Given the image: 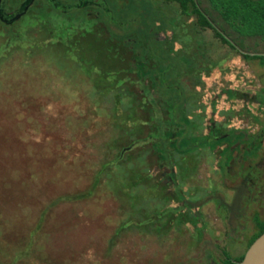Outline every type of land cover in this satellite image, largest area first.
<instances>
[{
  "label": "rangeland",
  "instance_id": "rangeland-1",
  "mask_svg": "<svg viewBox=\"0 0 264 264\" xmlns=\"http://www.w3.org/2000/svg\"><path fill=\"white\" fill-rule=\"evenodd\" d=\"M111 1L115 20L123 25L108 21L102 29L104 37L107 29L121 39L123 58L109 59L108 49L100 43L96 48L103 59L92 50L91 73L86 74L54 40L37 30H27L25 40L15 45L18 48L0 54L1 255L7 258L13 247H23L40 220L32 257L46 264L67 260L119 264L116 245L127 248L136 264H220L224 253L231 258L243 255L248 245L229 241L226 221H215L223 207L220 200L229 199L221 184L225 164L220 161V169L214 170V156L204 148L206 137L195 114L201 91L208 100L225 89L259 93L264 88V68L256 60L245 62L212 30L200 27L196 16L181 15L176 4ZM87 13L94 17L92 10ZM133 40L135 58L129 45ZM4 43L0 36V52ZM243 46L249 53H264V40L259 38L245 39ZM223 102L219 99L215 104L216 115L244 126L243 115L227 112L229 105ZM254 106L249 107L255 112ZM171 132L176 142L169 146L166 135ZM136 142L137 147L123 153L124 165L112 169L120 183L128 168L148 177V182L129 192L141 196L133 202L136 229L114 237L117 226L131 218L122 191L112 197L113 189L104 177L94 197L53 204L63 195L90 187L108 145L117 146L112 150L117 155L119 148ZM168 167L177 171L179 182L173 190L177 194L182 190V208L174 195L167 196L172 188L163 171ZM169 207L175 214L184 211L186 221L179 225L171 221L165 242L158 243L155 235H144L141 228L150 220L168 221ZM247 226L252 229V222L247 221ZM81 228L83 232L86 228L90 239L99 235L89 260L77 252Z\"/></svg>",
  "mask_w": 264,
  "mask_h": 264
},
{
  "label": "trees",
  "instance_id": "trees-1",
  "mask_svg": "<svg viewBox=\"0 0 264 264\" xmlns=\"http://www.w3.org/2000/svg\"><path fill=\"white\" fill-rule=\"evenodd\" d=\"M72 1V3H69V0H0V14L3 15L2 17L0 16V36L4 37L5 42L3 47H1L0 54L11 48H18L15 45H17L18 42L21 44L25 40L28 31L31 33V30H37L40 34L45 33L49 39L54 40L57 47L63 51L65 56L74 59L76 63L80 64L86 74L91 73L89 70V67L91 66H89L90 62L88 58L90 57L92 50L95 53V57L100 56L99 48H96L100 43L108 49L106 56L109 59L121 58V53H123V50L121 49L122 47L120 46L122 43L120 41L121 39H119L117 34V36L113 35L107 29L105 31L108 32V35L107 37H104L106 33L102 29L105 28L108 21H111L115 26L123 25L122 23L117 22L113 16V11L109 6V3L112 1ZM165 1L176 4L179 8L180 14L183 16H196L197 23L200 27L212 30L224 44L232 49H235L234 44H236L239 48L247 50V48H244L243 46V41L248 38H259L264 40V0H205L207 6H204L201 0ZM26 7H28L27 11L21 15L20 18L15 19V15L22 14ZM91 10L94 14L93 18H89L87 13ZM7 13L11 14V16L7 17ZM24 21L27 22L24 23ZM102 24H104V27H102ZM147 33L152 35L151 30ZM87 41H89V43ZM135 44V40L129 43L132 47V51H130L132 53V58L138 56V52L133 48ZM1 56H3V53ZM243 58L247 61L258 60L261 65H264V56H251L245 54L243 55ZM101 59L103 58L101 57ZM169 139L170 133L166 135L167 145H169ZM175 140L176 139L173 140V143L176 142ZM142 142L145 143L146 140H142ZM136 144L137 142L129 144L126 148H119L120 150L117 155H112V150L117 148V146L108 145L106 149L107 152L105 151V157H103L104 160L100 164L96 175H94L90 187L84 192L76 195H63L57 198L53 204L61 201H80L89 199L92 196L94 197L95 191H97V187L101 182L100 180L104 177L109 181L110 187L113 189L111 192L112 197L114 194H117L118 190L120 192L122 191L124 201L128 206L127 210L130 213L129 217L131 218H128L129 221L117 226L114 237L118 236L121 231H127L130 229L134 230L133 228L136 229V221H134L135 218L133 217L135 212L137 213V205L133 202L139 199L141 200V196H131L129 192L136 185L148 182V177L140 175L139 173V175H137V170L135 168H128L126 169V178H123L124 180L120 183L117 176L112 172L113 167H121L124 165L123 153L126 154L133 148L137 147L138 145ZM160 162L162 163L164 161L160 160ZM108 170L112 172V175L107 173ZM133 172L134 175L132 174ZM135 175L144 177L136 178L137 176ZM253 222L256 231L248 240L247 247L264 233V221ZM42 223L43 221L40 220L36 224L35 229L31 230L27 235L24 246L13 247L12 252L9 253L7 258H4L1 255V248H3L4 245L3 240L0 238V264H46L39 261L37 257H32L34 246L36 244V233ZM170 224L171 221L150 220L146 222V225L143 226V228H141V231L144 235H155V241L159 239L160 241L158 243H162L165 242V234L170 229ZM177 224H181V221H176V225ZM84 231L85 232H83L81 228V234L77 235L79 240L77 242L79 243L77 252L80 258L83 260L87 258V260H89L91 259L90 253H94L95 238L99 235L94 239H90L87 235L88 232L86 228ZM40 246L42 247V250H44V246H42V244H40ZM41 247L39 248L41 249ZM113 249L117 250L115 258L119 264H136L137 259L134 255L128 252L127 248H122L121 246L116 245ZM134 252L131 251V253L136 255V252ZM223 256L224 257L219 258L220 264H239L242 261L244 254L235 258H231L225 253ZM63 263L75 264L68 260Z\"/></svg>",
  "mask_w": 264,
  "mask_h": 264
},
{
  "label": "flooded vegetation",
  "instance_id": "flooded-vegetation-1",
  "mask_svg": "<svg viewBox=\"0 0 264 264\" xmlns=\"http://www.w3.org/2000/svg\"><path fill=\"white\" fill-rule=\"evenodd\" d=\"M6 15L7 17L11 16L9 13ZM17 15L19 14H16L15 17ZM0 16L3 15L0 14ZM234 48L242 57L249 53L236 44H234ZM243 60L247 62L244 58ZM258 64L260 68H264V65H261L259 61ZM203 92L201 91L202 95H199L195 116L206 137L207 145L204 148L214 156L216 165L214 170L220 169L218 167L220 161L225 164V175L221 179V184L227 189L229 197L228 201L220 200L223 207L216 206V209H220L221 213L216 215L215 221H226V235L229 241L242 242L247 246V240L256 231L253 221H264V88L260 89L257 94H253L251 91L225 89L221 95L216 93L210 97V100L206 99L208 97L203 95ZM253 98L254 100H252ZM219 99L227 101L229 105L226 107L227 112L243 115L244 126H238L229 118H219L216 115L214 108ZM253 103L256 104L255 112L249 107ZM207 104L209 111H206L205 108ZM232 104H238L239 107L235 108ZM184 115L187 117L186 110H184ZM252 126L255 128L253 127V129ZM173 140L171 132L169 146L172 145ZM169 163L172 165L171 160ZM176 174L177 171L173 167L163 171L165 182L172 188L167 196L173 198L174 195L178 203L182 202L178 208H182L185 204V201L181 199L183 192L180 190L181 194H177L173 190L179 182ZM216 197L218 198L217 195ZM184 214V211L175 214L172 207H169L166 209L165 215L168 217V221H186ZM247 221L252 222V229L248 228ZM246 250L247 248L244 254Z\"/></svg>",
  "mask_w": 264,
  "mask_h": 264
},
{
  "label": "water",
  "instance_id": "water-1",
  "mask_svg": "<svg viewBox=\"0 0 264 264\" xmlns=\"http://www.w3.org/2000/svg\"><path fill=\"white\" fill-rule=\"evenodd\" d=\"M28 7L22 14L15 17L18 19L27 11ZM249 55L264 56V53H247ZM239 264H264V233L256 238L253 243L247 248L242 261Z\"/></svg>",
  "mask_w": 264,
  "mask_h": 264
},
{
  "label": "crops",
  "instance_id": "crops-1",
  "mask_svg": "<svg viewBox=\"0 0 264 264\" xmlns=\"http://www.w3.org/2000/svg\"><path fill=\"white\" fill-rule=\"evenodd\" d=\"M232 105H233V104H232ZM235 105H236V104H234L233 106L236 108L237 105H236V106H235ZM232 109H233V107H232Z\"/></svg>",
  "mask_w": 264,
  "mask_h": 264
}]
</instances>
